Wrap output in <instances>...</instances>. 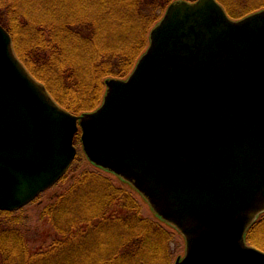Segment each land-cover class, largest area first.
<instances>
[{"label": "water", "instance_id": "obj_1", "mask_svg": "<svg viewBox=\"0 0 264 264\" xmlns=\"http://www.w3.org/2000/svg\"><path fill=\"white\" fill-rule=\"evenodd\" d=\"M102 105L63 109L0 24V210L55 186L81 132L94 165L131 184L186 240L175 264H264L247 244L264 213V10L231 19L217 0L176 1Z\"/></svg>", "mask_w": 264, "mask_h": 264}, {"label": "trees", "instance_id": "obj_2", "mask_svg": "<svg viewBox=\"0 0 264 264\" xmlns=\"http://www.w3.org/2000/svg\"><path fill=\"white\" fill-rule=\"evenodd\" d=\"M176 1L0 0V24L29 73L62 108L81 115L101 106L107 80L132 73ZM217 1L234 20L264 10V0ZM75 145L82 148L80 132ZM84 156L78 152L62 179L69 186L41 212L55 232L45 251H30L26 208L0 210V264H172L173 232L159 217H144L133 193L101 168L83 169ZM246 240L264 251V214Z\"/></svg>", "mask_w": 264, "mask_h": 264}, {"label": "rangeland", "instance_id": "obj_3", "mask_svg": "<svg viewBox=\"0 0 264 264\" xmlns=\"http://www.w3.org/2000/svg\"><path fill=\"white\" fill-rule=\"evenodd\" d=\"M177 1L193 2L195 0H177ZM106 91H107V87H106ZM78 152L82 153L83 156L85 155L81 147H78ZM88 160L86 158L83 159L84 163L82 164L81 167L83 169L89 168L91 170H98L96 166L91 164V162ZM101 172L105 176L111 178L116 186L125 187L126 189L130 190L133 193L135 198L141 204L142 214L144 215V217L158 220L156 218L155 212L152 210L149 203L132 186H130L125 181L121 180V178L116 175L106 173L104 171ZM69 184H70V178H68L65 182H62L61 180L57 185L53 186L51 189L47 190L44 194H42L39 198L34 200L35 201V202L33 201L34 203H30L29 205L24 207L26 208L25 212H27L31 218L30 220L31 233L28 234V238H29L28 246L32 253L45 251L52 244L55 238V232L53 231V227L50 224L49 220L45 218L43 219L41 218V212L45 208V206H47L54 198H56V196L62 194L69 186ZM162 224L174 234L173 242L171 244V249L173 253L172 264H175L178 258H183L185 256L186 240L184 236L174 227L169 226L166 223H162Z\"/></svg>", "mask_w": 264, "mask_h": 264}, {"label": "bare ground", "instance_id": "obj_4", "mask_svg": "<svg viewBox=\"0 0 264 264\" xmlns=\"http://www.w3.org/2000/svg\"><path fill=\"white\" fill-rule=\"evenodd\" d=\"M41 84H42V83H41ZM42 85H43V84H42ZM46 89H47V88H46ZM47 91H48V90H47ZM51 97H52V96H51ZM52 98H53V97H52ZM56 185H57V184H56ZM45 192H46V191H45ZM45 192H43L42 194H44ZM42 194H41V195H42ZM41 195H40V196H41ZM40 196H38L37 198H39Z\"/></svg>", "mask_w": 264, "mask_h": 264}]
</instances>
